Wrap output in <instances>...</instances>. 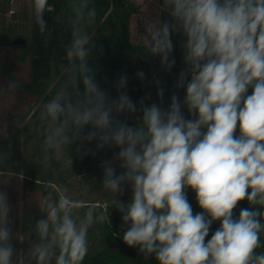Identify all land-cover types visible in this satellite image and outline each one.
<instances>
[{"label": "clouds", "instance_id": "clouds-1", "mask_svg": "<svg viewBox=\"0 0 264 264\" xmlns=\"http://www.w3.org/2000/svg\"><path fill=\"white\" fill-rule=\"evenodd\" d=\"M156 5L141 17L142 55L158 57L160 69L171 72L173 36L182 37L184 67L168 107H162L165 89L155 74L160 103L146 104L150 93L133 101L126 73L114 81L115 97L102 88L93 58L98 46L79 23L83 8L90 23L97 9L74 5L71 38L58 65L61 81L38 109V118L49 125L40 162L48 166L51 155L74 144L81 157L117 149L99 165L101 188L121 215L123 242L145 260L264 264V0H156ZM31 6L47 41L49 0H32ZM50 63L55 75L57 62ZM136 77L147 78L143 70ZM128 116H134L131 125ZM93 142L95 151H82ZM189 188L202 210L195 214ZM67 192L62 188L38 201L44 214L35 221L39 239L26 253L36 264H82L90 228L106 218L95 204ZM242 201L248 207L236 215ZM10 214L0 191V264H18L22 252L13 243L18 234Z\"/></svg>", "mask_w": 264, "mask_h": 264}, {"label": "trees", "instance_id": "trees-1", "mask_svg": "<svg viewBox=\"0 0 264 264\" xmlns=\"http://www.w3.org/2000/svg\"><path fill=\"white\" fill-rule=\"evenodd\" d=\"M85 3L97 9L94 22L88 21L87 8H83ZM49 4L51 7L45 19L51 36L47 41L35 23L33 10L31 32L29 38H25V44L14 43L15 36H25L23 33L11 34L0 22V173H3L0 174V191L7 195L11 207L10 218L14 221L13 231L18 234V241H13L17 251H22L17 258L18 264H36L26 253L32 243L39 239L35 232V221L44 215L38 207L39 199L73 186L74 182L82 187L91 186L95 194L90 195L102 196L84 201L95 204L106 217L90 228L89 253L82 264H157L154 257L145 260L135 248L123 242L121 215L116 209H111V197L101 188L103 172L99 165L118 150L105 148L95 156L89 154L81 157L76 152L78 145L74 144L64 150L69 164L54 154L51 155L50 164L44 166L40 162L45 156L41 144L49 125L38 118V109L50 98L55 86L61 81L63 73L59 71L58 65L64 47L71 38L72 23L76 18L74 5L83 8L85 16L79 23L98 46L93 52L97 80L112 97L117 95L114 81L126 73L129 77L127 91L133 101L138 102L150 93V99L145 103H160L153 81L155 74L165 89L162 107L167 108L171 95L177 91L174 83L184 67L180 46L182 37L173 36L176 64L171 72L166 73L160 69L159 58H145L141 53V40L133 39V18L142 12V5L136 0H49ZM7 11L8 1L0 0V16ZM163 18L167 19L166 15ZM101 45L102 51L99 50ZM53 58L57 62L55 75L52 74L54 69L50 63ZM138 70L146 74L145 81L137 79ZM178 94L183 99L184 90L180 89ZM135 115L139 116L140 113ZM127 119L130 125L133 124L134 116H128ZM86 149L95 151V142L86 144L82 151ZM8 172L14 175L9 176ZM187 194L194 214L202 211L194 191L189 188ZM129 195V191H126L121 199L127 201ZM240 207H248L247 201H242L234 210L236 215ZM78 211L82 215L83 210ZM217 227L218 221L213 223L206 240L210 239L211 232Z\"/></svg>", "mask_w": 264, "mask_h": 264}, {"label": "rangeland", "instance_id": "rangeland-1", "mask_svg": "<svg viewBox=\"0 0 264 264\" xmlns=\"http://www.w3.org/2000/svg\"><path fill=\"white\" fill-rule=\"evenodd\" d=\"M8 1L9 11L0 16V22L9 30L11 34L23 33L25 36H15V38H29L31 32V12H32V0H3ZM142 5V12L133 18L132 29L133 39L139 38V33L143 29L141 17L148 12H154L156 9V0H136ZM141 26V27H140ZM142 29V30H141ZM59 159H62L69 164L66 153L63 151L57 154ZM73 186L66 187L68 194L73 199L80 200H93L96 198H102V196L90 195L94 193L91 186H81L78 182H74ZM95 194V193H94Z\"/></svg>", "mask_w": 264, "mask_h": 264}, {"label": "water", "instance_id": "water-1", "mask_svg": "<svg viewBox=\"0 0 264 264\" xmlns=\"http://www.w3.org/2000/svg\"><path fill=\"white\" fill-rule=\"evenodd\" d=\"M14 43L15 44H25L26 43V40L24 38H16L14 40Z\"/></svg>", "mask_w": 264, "mask_h": 264}]
</instances>
